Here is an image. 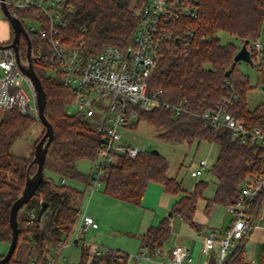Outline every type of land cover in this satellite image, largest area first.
Here are the masks:
<instances>
[{"label":"trees","instance_id":"1","mask_svg":"<svg viewBox=\"0 0 264 264\" xmlns=\"http://www.w3.org/2000/svg\"><path fill=\"white\" fill-rule=\"evenodd\" d=\"M147 1L70 0L72 11L68 15L69 23L62 31L63 38L68 46L81 43L91 53L100 52L107 44L128 49L133 44L139 10ZM30 11L23 10L20 16ZM198 12L197 18L181 20V34L187 28L186 24L195 29L191 45L174 44L163 54L148 78V95L162 104L147 109L132 106L131 109L139 110V115L128 122V126L137 129L142 121H146L156 128L161 140L174 145H192L202 141L217 144V158L211 167L216 176V190L208 199L207 206H228L236 201L241 187L249 178L264 171V149L251 140L241 141L225 125L215 127L202 117V113L234 95L236 100L228 110L243 120L248 129L264 128V102L254 109L248 106V93L254 86L238 68L239 62L234 61L240 40L251 43L260 38L264 0H199ZM219 31L230 33L239 39V43H223ZM13 36L11 27V37L3 43H10ZM40 47L42 42L32 41L33 50ZM27 48V41L23 39L19 44L23 59ZM33 65L47 94L45 114L54 130L44 172L49 170L52 175L66 177L68 181H81L84 188L70 182L58 183L45 173L35 194L19 209V242L6 264H64L59 259L49 263L50 253L60 244H65L77 228L82 210L75 201L83 199L91 180L90 173L79 169L78 161L85 158L97 161L103 131L83 114L67 112V106L76 95L65 86L61 77L49 74L42 63L34 61ZM259 65L257 62L255 67L260 69ZM177 106L184 108L180 114L176 113ZM36 120V117L17 109L5 111L0 120V159L6 158L0 160V241L9 244L13 237L11 207L21 195L28 173L34 174L37 170L35 147L45 134L46 126L29 157L17 156L10 149L16 138L29 130ZM169 167L167 157L154 149L136 158L120 154L114 163L107 166L102 190L111 197L136 205L141 204L151 182L162 184L172 195L184 192L172 211L196 227L194 214L208 182L202 179L193 190L187 191L181 180L168 175ZM263 200L264 191L249 201L250 228L241 239L233 241L223 264H249L246 261V244L264 207ZM43 202H48V206L39 220L38 212ZM170 234L171 217L166 216L144 233L142 248L147 247L154 253L157 248H163ZM121 252V256L112 259V252L99 254L96 247L83 243L79 261L65 264H126L129 254Z\"/></svg>","mask_w":264,"mask_h":264},{"label":"built area","instance_id":"2","mask_svg":"<svg viewBox=\"0 0 264 264\" xmlns=\"http://www.w3.org/2000/svg\"><path fill=\"white\" fill-rule=\"evenodd\" d=\"M12 14L18 17L22 24L25 18L31 20L25 27L29 38L34 42H42L40 49L31 50L32 62H40L49 74L59 76L66 87L76 95L73 105L74 113H81L87 118L94 117L98 110L106 111L102 124L98 129L103 131V142L99 157L91 173L88 192L102 189L103 176L108 165L114 163L120 154L136 158L139 154L152 150L149 146L153 141L148 138L147 144L132 145L124 141V134L133 130L128 122L139 115L138 109H147L162 103L150 97L148 78L155 69L163 54L174 44L182 43L188 47L192 43L195 29L191 24L181 34V20L197 18L199 0H148L139 10V22L133 36V44L128 49L107 44L100 52L91 53L83 45L68 46L62 31L69 23L68 15L72 11L70 0H6ZM30 11L23 17L21 11ZM179 38V41H176ZM240 48L246 44L256 64L264 53V44L259 40L248 43L240 40ZM239 48V49H240ZM28 51V48H27ZM21 56V55H20ZM21 60L25 63L26 58ZM254 64V65H255ZM0 108L4 111L19 110L38 117L37 92L32 80L23 72L12 46L0 47ZM27 81L34 93V102L23 88ZM236 100L230 96L216 108L206 110L202 117L215 127L225 125L235 137L245 142L251 140L264 149V128L248 129L243 120L237 118L228 110V106ZM166 106L170 104L165 103ZM184 108L176 107L180 114ZM193 169V176L202 175L204 165ZM67 183V178H62ZM264 191V171L251 177L241 187L239 197L227 210L234 214L225 233L215 229L204 237L203 253L209 254L216 250L218 264H223L230 252L234 240L241 239L250 228L247 214L248 203ZM264 205V200H263ZM99 222L95 216L82 213L74 235V244L83 239L90 228H98ZM66 244V243H65ZM65 244L51 250L49 263L60 259ZM97 252L104 254L112 252L113 258L123 252L106 246H97ZM162 249L157 248L152 253L143 247L135 255L137 263L142 260H152ZM171 264H192L193 257L187 248L176 245L171 250Z\"/></svg>","mask_w":264,"mask_h":264},{"label":"crops","instance_id":"3","mask_svg":"<svg viewBox=\"0 0 264 264\" xmlns=\"http://www.w3.org/2000/svg\"><path fill=\"white\" fill-rule=\"evenodd\" d=\"M0 35V42L8 41L11 37V25H9L8 32L4 30ZM259 63L264 64V56ZM263 85L264 81L262 82ZM217 154L218 149L216 157ZM204 162L206 164L203 173L207 167V161L201 162L196 167L199 168ZM92 171L90 172L92 173ZM101 190L91 194L96 193L97 198L103 201L105 210L94 213L84 212L94 215L99 222V227L90 228L89 232L95 239H88L84 235L86 240L83 243L86 244L87 242V244L97 247L99 246L97 243L100 241L102 246L109 245L112 248L127 252L129 258L126 264H138L135 255L142 249L141 242L144 233L151 226L158 224L164 217L169 216L171 217V234L165 242L162 252L155 255L152 260H142L141 264H171V250L176 245L187 248L189 254L193 257L192 264H218L216 250L206 255L202 249L206 235L215 229L222 232L224 218L229 213L226 206L214 204L208 207L207 201L209 198L204 196L198 201L201 204L194 214V220L198 226L194 227L183 220L179 214L172 211L173 205L184 195V192L179 195H172L166 192L162 184L151 182L146 189L141 204L136 205L111 197ZM249 237L254 243V248L251 257H246V261L249 264H264V207ZM132 243H134V246L129 247ZM165 245L167 248H165Z\"/></svg>","mask_w":264,"mask_h":264},{"label":"rangeland","instance_id":"4","mask_svg":"<svg viewBox=\"0 0 264 264\" xmlns=\"http://www.w3.org/2000/svg\"><path fill=\"white\" fill-rule=\"evenodd\" d=\"M23 23L26 27H29V25L31 24V20L25 18L23 20ZM9 25H11L10 20L6 18V16L4 15L0 3V34L4 30L8 32ZM218 34L223 43H227V42H233L236 44L239 43V39H236L228 32L219 31ZM260 38L259 40L264 44V23ZM263 56L264 55L262 54L261 57L258 58L259 62L263 59ZM255 65H252L245 61L240 62L238 64V68L245 76L249 78L250 83L254 86V88H252L248 93V106L251 109H254L261 102H264V91L261 88L262 82L264 81V67H263L264 64L262 63L259 65L262 66V68L260 69L255 67ZM23 88L27 92L31 103H33L35 98L34 93L32 91L30 84L27 81L23 83ZM67 112L72 114L74 113L73 105L69 104L67 106ZM4 113L5 111L0 108V120L2 119ZM32 116L37 118L36 122H34V124L30 127L29 130H27L21 136L16 138L10 149V152L17 156L29 157L34 150L35 141L41 137L42 132L44 130V123L41 120H39L36 112L33 111ZM105 116H106V111L104 112L98 110L96 115L89 119L91 120L94 126L98 127L99 126L98 124L103 123V119ZM148 138H151L153 141L151 144H149L148 147H150L151 149H158L169 160L170 162V167L168 170L169 176L177 177L178 180H181L184 189L188 191L193 190L197 182H199L202 179H205L208 182V185L204 192V196L208 198L214 196V191L216 187L215 184L216 176L212 173L211 167L217 158L216 157V153L218 149L217 144L208 141H202L199 144L196 142L192 145H189L187 143L176 144V145L170 144L161 140L158 136V131L156 130V128L151 126L146 121H142L137 129L127 131L124 134L123 139L125 142L129 144L138 145V144H147ZM0 160H6V158ZM203 161L208 162L204 173L197 177L192 176L191 171L193 169H196V167ZM78 167L82 172L89 174L91 173L90 171H92L95 167V161L88 158L81 159L78 161ZM45 173L47 176L49 175L52 176L56 182L61 183L62 178L59 175H52L49 170H46ZM67 182H70L71 184L79 188L82 189L84 188V183L81 181L67 180ZM75 203L76 205L79 206L82 205L81 206L82 213H84L85 211L86 212L89 211L91 213L98 211L103 212L105 210V205H103V201L97 198L96 193L91 194L90 192H86L83 199L78 198L76 199ZM200 204L201 202L200 203L198 202L197 209H199ZM74 235L75 232L66 242L62 250L63 253L59 259V262L65 264V263H73L79 261L81 257V246L86 239H84L85 237L83 236V239H81V241L76 245L74 244ZM84 235L88 239L91 240L95 239V237H92L89 230ZM97 244H99V246H102L101 245L102 243L100 241H98ZM133 246L134 243L129 245V247H133ZM106 247H109L114 250H118L115 249L114 247L112 248V246L109 245H107ZM8 248H9V243L0 241V255L5 254L8 251ZM165 248H167L166 245ZM253 248H254V243L252 242V239H250L249 237L246 244L247 258L251 257Z\"/></svg>","mask_w":264,"mask_h":264},{"label":"water","instance_id":"5","mask_svg":"<svg viewBox=\"0 0 264 264\" xmlns=\"http://www.w3.org/2000/svg\"><path fill=\"white\" fill-rule=\"evenodd\" d=\"M0 3L2 6L4 15L6 16V18L10 20V23L14 29V36H13L12 41L8 44L0 42V47L12 46L15 48L16 57H17L18 62L20 63V66L23 72L32 80V82L35 85L36 92H37L38 118L46 126L45 134L42 136V138L39 140V142L37 143L35 147L34 161L37 162V170L34 174L28 173L22 193L11 207L10 225L13 230V237L9 244L8 251L0 258V264H6L7 262L10 261L11 257L13 256L17 248L18 242H19V234H20V228H19V222H18L19 209L31 199V197L35 194L37 188L40 186V184L42 183L44 179V176H45L44 165L46 161L47 151H48L49 145L54 135V130H53L52 124L50 123V121L48 120L45 114L47 94L44 89L41 78L37 74L34 68L33 62H32V58H31L32 43L29 38V35L27 31L25 30V27L22 24L21 20L12 14L11 10L8 7L6 0H0ZM22 34L25 36L27 45H28L27 61L25 63L21 60L20 50H19L20 38ZM176 41L178 42L179 38H176ZM234 61L239 62V63L245 61L252 65L255 64L253 56L248 50L246 44L242 45V47L238 50V52L236 53L234 57ZM231 70L232 69H230L227 72V75L230 74ZM262 89L264 90V85L262 86ZM154 151L158 152L159 150L154 149ZM47 206H48V202L42 203L40 210L38 212L39 220L42 218ZM233 218H234V214L232 212H229L225 216L223 227H222V233H225V231L228 229L230 222L232 221Z\"/></svg>","mask_w":264,"mask_h":264},{"label":"flooded vegetation","instance_id":"6","mask_svg":"<svg viewBox=\"0 0 264 264\" xmlns=\"http://www.w3.org/2000/svg\"><path fill=\"white\" fill-rule=\"evenodd\" d=\"M22 38L26 40L25 36L22 34L20 38V42L23 40Z\"/></svg>","mask_w":264,"mask_h":264}]
</instances>
